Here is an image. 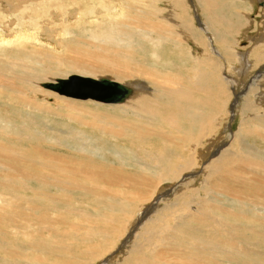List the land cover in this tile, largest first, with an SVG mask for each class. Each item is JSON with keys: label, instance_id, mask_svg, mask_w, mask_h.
I'll return each mask as SVG.
<instances>
[{"label": "bare ground", "instance_id": "1", "mask_svg": "<svg viewBox=\"0 0 264 264\" xmlns=\"http://www.w3.org/2000/svg\"><path fill=\"white\" fill-rule=\"evenodd\" d=\"M82 1L67 8L62 0H0V264H264V130L256 124L264 122V100H257L264 71L251 75L264 61V8L250 20L256 0H103L100 10ZM201 9L218 27L213 51L197 26ZM248 21L256 39L242 36L251 47L243 64L236 33ZM226 64L237 73L249 68L235 105ZM71 77L106 78L132 91L120 102H90L41 83ZM236 112L244 119L227 134ZM203 144L213 152L204 161ZM182 173L208 176L204 203L188 218L180 216L182 197L149 215L143 206L155 190ZM34 174L57 181L64 196L69 187L97 193L77 198L72 211ZM27 192L34 199L20 213L15 206ZM45 203L58 213H42ZM54 227L58 233L48 235ZM72 227L87 231L72 239ZM63 236L67 244H49Z\"/></svg>", "mask_w": 264, "mask_h": 264}, {"label": "rangeland", "instance_id": "2", "mask_svg": "<svg viewBox=\"0 0 264 264\" xmlns=\"http://www.w3.org/2000/svg\"><path fill=\"white\" fill-rule=\"evenodd\" d=\"M62 1H64V6L65 5L68 6L69 1H71V0H62ZM72 1H76L73 4V6L80 7L82 5V3L80 2L82 0H72ZM86 1H88V2H86ZM86 1H82V2H84L86 5L91 6V7L93 5V8H94V6L95 7L97 6L96 10H100V2L101 3L103 2V0H86ZM104 1L107 2V0H104ZM164 2H166V0H164ZM262 2H263V0H256L255 7H253V5H251L253 7V10L248 15L249 16L248 19L253 20V18L260 17V13H259L260 11L259 10L262 9V8H264ZM105 5H107V3H105ZM161 5L159 7H161ZM67 6H65V7H67ZM164 7H165V5H162V8H164ZM185 8L186 9L187 8H190L188 2H187V6ZM164 10L166 11L167 9L164 8ZM231 10L232 9H230L229 12H227V14L225 16L227 20H229V16L231 14ZM201 12L203 14V15L200 16V18L202 20V25L201 24H198L197 26H200V28L203 29L202 34L209 41L208 50L209 51H213V47H212L213 44H211V42H214V40L216 38V31H217L218 27H216L212 23L211 18L206 13H204L202 11V9H201ZM162 13H164L163 10H162ZM115 14H116V12H115ZM194 14L195 13H192L191 12V17H192V19L194 20V22L196 24L197 23L196 22V19L198 21H200V20L197 18V15L195 14V16H194ZM162 15H164V14H162ZM256 28H257V26H254L252 23H250L248 21L247 27L242 32H239L238 33V31H237V33H236V35L238 34V36H239V37H236L237 38L236 41L238 39H240V42H239V44L237 46H239V47L242 48L241 53H240V62L243 63V64L244 63H248V61H247V53L251 49V47H250V44H246L245 40L242 41V36L244 34H246V33L253 35V40L250 43H255V39H256L255 29ZM209 35H212L213 36L210 40L208 39L209 38L208 37ZM227 36L229 38H231L233 36L232 31H229V33L227 34ZM191 42H192V40H191ZM244 44H245V46H242ZM233 62L235 63V60ZM263 62H262L261 65H259V67L257 69L254 67V70L255 71L253 70L252 71L253 73L251 72V75L252 74L254 75V73L256 74V72L259 73V72H263L264 71V63ZM226 67H227L226 70H225L226 73H229L231 75V77L235 79L234 80V84L231 85V87H233V88H230V89L228 88L229 95H230L229 96V99L231 100V102H233V100H234V94L235 95H238V96L239 95L241 96L242 93H244V91H245V89H243L242 87L246 84L247 81H249L248 80L249 79L248 78L249 75L247 73V71H248L249 68L246 71L243 70L241 73H237L239 71L238 70V68H239L238 66H236V68H230L226 64ZM71 74H73V73H71ZM68 75H70V74H68ZM49 81H51V80H49ZM45 82H47V81H41V83H45ZM38 85H37V87H38ZM38 88L44 89V88L40 87V85H39ZM230 90H233V91H230ZM61 95H64V94H61ZM65 96L67 98L69 97V99H71V100H79V101H85L86 100V101H90V102H92L94 100V99H91V98H85L84 99V98H78V97H75L74 98L73 96H68V95H65ZM259 98H262L264 100V93L258 94L257 100ZM46 100L49 103H52L53 102V100H52L51 97L46 98ZM229 101H228V103H229ZM250 102H251V104H253L252 105L253 108H255V109H262V107L260 105H255V97L254 96H251L250 97ZM237 103H238V99H237L236 102L235 101L233 102V105H235ZM103 104L104 105H107L106 103H103ZM238 107H239V105H238ZM230 110H231V108H230ZM238 111H240V110H238ZM113 112H115V111H113ZM36 114H38V113H36ZM38 115H40V114H38ZM42 116L45 117L44 115H42ZM45 118L48 119L47 117H45ZM231 118L232 119L229 118V120H227L228 122L226 121V124L227 125L225 126V128H226L225 129V132L227 134H230L231 131H235L236 128L239 125H241V123H242V121L244 119L243 114H241V113L239 114V112H236L234 114V116H232ZM48 120L53 123L52 127H55L54 124H58V123H55L54 121H51L50 119H48ZM256 124L258 126H260L264 130V122H258V123L256 122ZM57 128H59V131L62 132V134H66L64 132V130H62L60 127H57ZM223 132L221 133L222 135L221 134H218L217 136H220L221 135V138H222L221 140H223L225 143H228L229 140L225 141L227 138H226V134L223 135ZM87 137L88 138L94 137V139H96V140L97 139L98 140H103V138L100 135H98V134L97 135L94 134L92 137H90L89 135H87ZM223 137H225V138H223ZM88 142L90 143L89 144V149L91 151L89 154H92V152H95V149L93 147V143L91 142V139H88ZM110 143L111 144H115V145H113L115 147H123L122 146V143H120V142H111V141H109L108 144L111 146ZM206 143H208V142L206 141ZM64 145L67 147V153L70 154L71 152H70V149H69L67 143L64 144ZM199 145H200V143H199ZM221 145L222 144H215V143H213V147H214L215 150H217V148H219ZM17 146L18 147H24L25 148L24 144H21V143L20 144H17ZM25 150H28V149L25 148ZM102 151H105V150L104 149H101L100 152H97V155L98 154H101ZM212 153L213 152L208 153V145L203 144L202 147L199 150V154H200L199 159L200 160H203V161L206 160V159H209L211 157ZM105 154H107L106 155V159H108L109 163L114 164V162L117 159L114 156L110 155L109 153H105ZM99 157L100 156H95V158H97V159H95V158L94 159L95 160H98ZM135 157L141 158V150L139 148H138V151L135 153ZM94 159H92V160H94ZM92 160H89V161L91 162ZM115 164L116 165L121 164V165H124L125 167H128L125 164V161L123 163L119 162V164H118V161H116ZM12 171H14L13 174H15V171H17V170H12ZM199 174H201V173H199ZM53 176L56 177V178H58L59 177V174L58 173H52L50 175V177H53ZM36 177H38V176H36ZM38 178L42 179L49 186L50 192L54 195V197H55V199L57 201H62L63 207L69 208L72 211H76L77 210V205H76V199L77 198H83V199L86 200L91 194H96L97 193V189L94 188L91 185L92 186V191L90 193H88V194H85V193L81 192L78 189H76L77 190L76 193L73 194L72 191H71V187H69V193L70 194L68 196H64L62 194V191L56 185V182L57 181H55L54 179H48V178H41V177H38ZM193 179H195V180L193 181ZM219 179L221 181L225 180L224 178H219ZM208 181H209V178L206 175H198L197 173L196 174H192V173L191 174H184V173H182L180 176H178L177 178H175V179H173L171 181H168L163 186H160L159 185L158 189L155 190V192H154L153 196L151 197V199L149 201H147L146 204L143 207L145 208V211H151L149 215H152L153 214V212H152L153 210L154 211L155 210H159L162 207L168 206V205L174 203L179 197H182L183 198V203H184V205H185V207L187 209L185 211H183L180 214V216L181 217H184V218L191 217V216L194 215L196 208H198L200 205H202L204 203V198H205L204 196L207 195L206 187H207ZM84 183H88V182H84ZM245 190H252V189L251 188H246ZM124 196L125 195H123L122 197H124ZM33 199H34V195L31 194V193H29V192H27L24 195V197L17 202V204L15 206V210L18 211V212H20V213H26V212L30 211L29 210V205H30L29 202L32 201ZM41 212L44 213V214H49V215H55V214L58 213L57 211L52 210L50 208V205L48 203H45V204L42 205ZM222 214H223V212H222ZM142 218H141V221H142ZM87 223H90V222H87ZM91 225H93V230L91 231V233L94 236L97 235V234H99V230H98L97 226L95 224H93V223H91ZM131 227H132V225L130 226V228ZM138 227L139 226H137V229H138ZM130 228L128 229V232L126 234V237L127 238L131 237L136 232V230H137V229H135L131 233V236H130L129 235ZM86 231L87 230H84V229L79 228V227H72L71 228V231H70V235H71L72 239H75L78 236L83 235ZM51 233L57 234L58 233L57 227H54L53 230H52V232H48V235H50ZM55 242L67 244L69 242V239L67 237L63 236V237H60L57 241H54L52 239L49 240V244L55 243ZM42 253H43V251H42ZM45 255L46 254H44V256ZM113 262H116V258L111 259L107 264H112Z\"/></svg>", "mask_w": 264, "mask_h": 264}, {"label": "water", "instance_id": "3", "mask_svg": "<svg viewBox=\"0 0 264 264\" xmlns=\"http://www.w3.org/2000/svg\"><path fill=\"white\" fill-rule=\"evenodd\" d=\"M69 81H62L58 84L43 83L42 86L53 89L61 94L78 97L94 98L105 102H120L131 93V89L122 84L111 82L106 78H100V84L79 77H71ZM115 85V86H111ZM140 220V218H139ZM138 220V221H139ZM137 222L130 229L129 235L137 228Z\"/></svg>", "mask_w": 264, "mask_h": 264}, {"label": "crops", "instance_id": "4", "mask_svg": "<svg viewBox=\"0 0 264 264\" xmlns=\"http://www.w3.org/2000/svg\"><path fill=\"white\" fill-rule=\"evenodd\" d=\"M264 2V1H263Z\"/></svg>", "mask_w": 264, "mask_h": 264}]
</instances>
